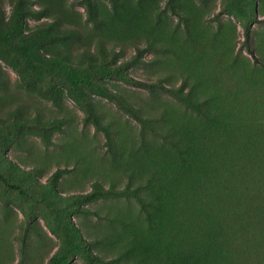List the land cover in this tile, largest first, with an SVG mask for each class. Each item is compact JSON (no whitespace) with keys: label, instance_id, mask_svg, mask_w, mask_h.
<instances>
[{"label":"rangeland","instance_id":"374dc122","mask_svg":"<svg viewBox=\"0 0 264 264\" xmlns=\"http://www.w3.org/2000/svg\"><path fill=\"white\" fill-rule=\"evenodd\" d=\"M262 146L264 0H0V264H264Z\"/></svg>","mask_w":264,"mask_h":264},{"label":"trees","instance_id":"16d2710c","mask_svg":"<svg viewBox=\"0 0 264 264\" xmlns=\"http://www.w3.org/2000/svg\"><path fill=\"white\" fill-rule=\"evenodd\" d=\"M250 40H251V32L248 31L246 33V46H247V49L248 51L254 56V52L251 48V45H250ZM135 62V61H134ZM131 63L133 62H129L127 63L126 66H122L119 71H118V74L122 75L123 79L125 82H127L128 84L132 85V86H135V87H138V88H141V89H146V90H154V89H158V90H161L165 93H168L170 95H174L175 97L177 98H180L181 95L178 91H174L173 89H170L164 85H162V83H150V82H147V81H144V80H140V79H136L134 77H131V76H128L127 74L123 73V69L126 68L127 66H129ZM116 101H117V104L119 105V107L122 108V110L126 111L130 116H132L133 118H135L136 120L138 121H141V115L135 111L133 108H131L129 105H126L122 100H120L118 97H116ZM89 118H87V120L93 125L96 127L97 130L101 131V132H104L106 137L109 139V131L107 129V127L101 122L100 118L97 117V115L94 113L93 109L89 111V115H88ZM251 144H253L254 146H256V144L254 142H252L250 140V146ZM263 147V146H262ZM258 147H252L250 148V152L254 151L255 154H258V156L260 157L261 156V153H262V150H257ZM264 148V147H263ZM256 157V158H255ZM255 157L253 156V160H250V166L253 164V165H257L259 164V161H258V157L255 155ZM241 159L240 158H235L233 159V163L234 164V167L236 168L237 166L242 168L243 171L245 170V167H246V164L244 165L242 161H240ZM262 161H264V159H261ZM264 165V163H263ZM66 174V170H57L53 176H52V179H51V185L53 188L56 187L57 183L59 182V180ZM248 175L247 177H251V174L249 176V174H246ZM0 178L4 181H6L3 176L0 174ZM254 179V178H253ZM255 182H258L256 183L257 185L260 183L259 181L257 180H254ZM237 189V187L234 188V190ZM243 190L245 191V194H247L246 196V202H247V208L245 210H242L241 212H238L236 214V220L238 221V228L237 229H234V226H232L230 228L231 231H233L232 233L233 234H237L238 232L245 236V235H248L249 231H250V228L253 227V225L255 224V222L253 220H251V217H250V202L253 203L252 201L254 200H259L260 197H263V193L261 191H255L254 193H250L251 189L250 188H246V187H243ZM122 193L121 191H114V190H94L93 192H90V193H87V194H82V195H78L77 198L80 199L81 201L83 202H93L101 197H106V196H110V195H118ZM258 207V205H256V208ZM233 229V230H232ZM94 256V259L95 260H98L99 262H103L102 259L97 256V255H93ZM48 264H59V259L57 256H54L52 257ZM89 264H95L94 261H90Z\"/></svg>","mask_w":264,"mask_h":264}]
</instances>
